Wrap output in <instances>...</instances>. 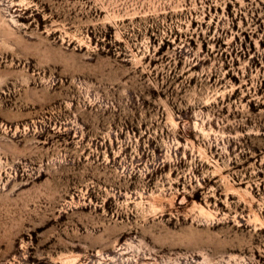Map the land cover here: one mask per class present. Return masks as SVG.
Masks as SVG:
<instances>
[{
    "label": "rangeland",
    "instance_id": "obj_1",
    "mask_svg": "<svg viewBox=\"0 0 264 264\" xmlns=\"http://www.w3.org/2000/svg\"><path fill=\"white\" fill-rule=\"evenodd\" d=\"M0 264H264V0H0Z\"/></svg>",
    "mask_w": 264,
    "mask_h": 264
}]
</instances>
